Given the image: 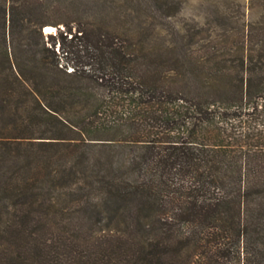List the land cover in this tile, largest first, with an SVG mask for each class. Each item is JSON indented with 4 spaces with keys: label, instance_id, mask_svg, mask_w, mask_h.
<instances>
[{
    "label": "trees",
    "instance_id": "obj_1",
    "mask_svg": "<svg viewBox=\"0 0 264 264\" xmlns=\"http://www.w3.org/2000/svg\"><path fill=\"white\" fill-rule=\"evenodd\" d=\"M211 6L0 0V264H264V0Z\"/></svg>",
    "mask_w": 264,
    "mask_h": 264
},
{
    "label": "rangeland",
    "instance_id": "obj_2",
    "mask_svg": "<svg viewBox=\"0 0 264 264\" xmlns=\"http://www.w3.org/2000/svg\"><path fill=\"white\" fill-rule=\"evenodd\" d=\"M179 3V9L173 14L171 21L173 24L180 29L193 31L199 27L207 28V22L212 19L213 15V4L216 0H175ZM225 2V0H221ZM235 4H239L243 6L244 17L242 18L244 21H247V16L249 17V13L246 9L247 0H233ZM231 3V2H230ZM234 5V4H233ZM227 14L230 16H235L236 13L233 9L227 11ZM236 18V16H235ZM212 25L209 24V27ZM56 28L62 29L61 25L53 26L50 24H44L41 26L40 30L43 35H55ZM213 31L217 32L214 28ZM74 33V28H72L71 34ZM69 38V36L67 37ZM45 45L49 46L47 43L46 37H44ZM77 40L74 39L73 42L67 43V45L63 46L65 51L71 50V47L76 46ZM58 43L54 46V51L57 52ZM70 69V68H69ZM49 235V233L47 234Z\"/></svg>",
    "mask_w": 264,
    "mask_h": 264
}]
</instances>
